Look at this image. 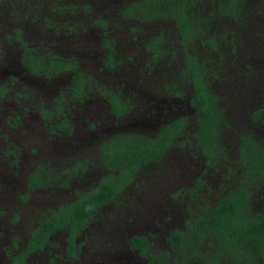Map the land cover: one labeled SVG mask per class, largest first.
<instances>
[{"label":"flooded vegetation","instance_id":"obj_1","mask_svg":"<svg viewBox=\"0 0 264 264\" xmlns=\"http://www.w3.org/2000/svg\"><path fill=\"white\" fill-rule=\"evenodd\" d=\"M144 6L145 0H0V117L15 110L16 115L10 121L4 119L6 127L32 134L30 137L17 131L16 142L28 147L41 145L42 158L41 162L38 160L40 168L37 170V163L33 171L8 160V167L24 179L21 186L0 179V264H84L88 259L82 254L81 242L88 246L86 255L95 256L101 251L98 247L104 244L122 243L121 249L131 255L124 257L125 261L132 262L131 252L147 259L133 241L145 238L148 244H154L157 234L165 245V249H160L164 257L167 252L172 253L171 235L195 219L190 217L192 213L203 212L196 205L181 207L179 200L188 197L192 203L203 201L202 194L213 193L215 200L208 204L212 208L232 192H238L241 186L245 187L246 165L260 161L264 146V100H257L264 97V76L259 80L262 84L259 89L254 87L257 83L253 85L256 81L249 73V65H239L245 57L239 54L235 59H227V63L222 62L213 78L229 87L224 98L237 111L233 112L243 118L242 129L232 143L226 142L225 133L231 129L225 110L229 105L213 92L217 99L203 102L221 126L215 127L208 144L202 143L198 136L200 115L195 104L193 76L188 66L190 57H195L191 49L196 35L183 34L173 18L178 26L177 40L164 32L152 33L149 28L157 23L149 25L150 20L162 16L146 14ZM118 33L119 38L114 36ZM31 42L44 45L35 49ZM175 43L184 55L185 73L179 70L176 60L170 65L159 61ZM206 47L214 51L209 45ZM214 52L216 62L222 61ZM170 55L175 57L174 53ZM238 65L248 77L246 84L235 77L241 74ZM93 69L92 76L87 70ZM62 74H67L68 79L56 81ZM170 74L175 80L178 76L183 80L177 86L170 85L166 79ZM36 77L42 78L37 85L32 79ZM247 84L253 87L252 95L250 88L243 92L242 85ZM185 87L192 88L187 92ZM178 121H183L184 127L179 129L175 140L190 125H195L191 141L185 143L182 151H190L191 155L179 154L186 162L180 168L193 172L192 160L197 154L192 147L205 148L208 153L194 188L181 190L177 186L170 194L171 174L165 169V155L170 146L165 149L164 144L168 128L172 129ZM251 124H256V128ZM54 137L70 139L74 148L48 149L46 146ZM150 144L157 147L152 154L147 151ZM5 147L7 152L2 155L6 159L14 158L22 150L11 138ZM227 149L234 153L240 167L234 189L229 188L235 172L227 159ZM28 154L35 152L30 149ZM48 160L64 161L68 167L52 172L45 162ZM24 163L29 164L27 159ZM49 172L57 176V182H48L52 175ZM85 179L91 183L88 189L74 193V183ZM108 182L126 185L112 199L111 210L103 221L99 216L107 206L97 207L78 230L57 228L49 237H40L41 225L52 215L78 200L82 193L92 192ZM258 186L264 191V184ZM134 187L141 193L134 199L135 207L127 206L124 194ZM177 190L180 192L176 193ZM29 195L36 199L32 207L26 206ZM60 199L64 202L57 205L56 200ZM40 200L48 203L55 200L56 206L46 205L48 209H43ZM260 200L264 201L263 196ZM175 216L178 221L166 223L167 217L172 220ZM124 220H137L144 229L153 224V231L131 233L127 227H120ZM161 224L165 225L162 231ZM59 238L61 247L55 242ZM71 244L77 249L70 251Z\"/></svg>","mask_w":264,"mask_h":264},{"label":"trees","instance_id":"obj_2","mask_svg":"<svg viewBox=\"0 0 264 264\" xmlns=\"http://www.w3.org/2000/svg\"><path fill=\"white\" fill-rule=\"evenodd\" d=\"M143 9L146 14L177 20L186 36L194 34L196 39L203 37L201 43L214 48L223 62L234 55L238 57L244 47L241 36L230 35L231 30L227 29L233 26L238 34L246 33L249 38L255 35L254 28L260 32L264 29V0H145ZM202 10L205 14L200 18L198 13ZM260 18L263 21L259 23ZM190 58L188 66L193 76L195 104L200 115L198 136L200 134L202 143L208 144L215 127L221 126V123L218 124L211 108H205L203 101L217 97L209 88L208 69L196 57ZM183 127V121H178L172 129L168 128L165 149L174 142ZM156 149L150 144L147 151L152 154ZM205 152L208 153V150L205 149ZM260 154L258 163L254 161L250 166L246 165L245 187L241 186L238 192H232L212 208L203 201L196 204L203 212L192 213L190 217L195 219L189 220L182 231L171 235L172 253L167 252L162 257L161 250H156L154 244H148L145 238H136L133 241L135 247L151 264H264V213L252 205L254 188L259 183L264 184V146ZM48 182H57V176L52 174ZM125 185L122 182L102 183L92 192L82 193L78 200L65 205L66 208L43 223L38 234L47 238L57 228L78 230L97 207L112 205V199ZM75 249L76 245L71 244L69 250Z\"/></svg>","mask_w":264,"mask_h":264},{"label":"rangeland","instance_id":"obj_3","mask_svg":"<svg viewBox=\"0 0 264 264\" xmlns=\"http://www.w3.org/2000/svg\"><path fill=\"white\" fill-rule=\"evenodd\" d=\"M203 10L198 13V16L200 18L204 17ZM260 20H262L261 18L258 20V22L260 23ZM154 21V22H153ZM229 21V20H227ZM263 21V20H262ZM153 23H157L155 24L153 27L149 28L151 30L152 33L154 34H159L160 32H164L167 33L168 35H171L175 40L178 39V26L177 23L175 24L174 21L172 20L171 17H156L154 19L150 20V24ZM133 25H135V23H133ZM147 25V23H146ZM255 25V22H254ZM253 25V26H254ZM256 25H258V23L256 22ZM256 27V26H255ZM227 30H231L230 35H240L241 39L244 41V47L242 49V52L240 53V56H242L244 58L243 62L239 63V65L242 64H248L249 65V73L255 77V81L253 83L256 84L254 87L259 89L262 87V84H260L261 82H259L261 76H264V48H260V45H264V29L261 30V32L259 31V29L254 28V34L255 35H251L250 38L246 37L247 34H238L235 30V28L232 26ZM120 33L118 34H114L115 37L119 38L120 37ZM208 35H210V33L208 32ZM202 39H204L203 37L196 39V43L193 45L194 49H191V52L194 53L195 57L198 59L199 63L203 64L205 69H208L209 72V76H208V81H209V88L211 89V92H215L219 97H221V100L225 103V95L228 93L229 87L225 84L224 81L222 82H218L217 80H215L211 75H214L215 72L220 71L221 69V65L223 61H219L216 62V60H218L216 53L212 50H207L206 45H204L203 43H201ZM38 41V39H37ZM35 42V41H34ZM31 42V46L35 49H38L40 44L44 45L43 43H34ZM168 52V51H166ZM171 53L175 54V57H172V55H170ZM237 55L232 56L234 59L236 58ZM174 60H176V62L178 63V68L179 70L182 72H186L185 71V62H184V55L182 53H180V47L179 45H177L175 43L173 49H171L168 53L166 54H162V56L160 57V63L165 61L167 65H170L174 62ZM228 60H225V63H227ZM236 64V61H235ZM239 69H241V74H239L238 77L241 79L243 84H246L249 82L248 77H245V72L243 70V68H241V66H239ZM232 69V68H231ZM237 69V68H236ZM93 70H87L88 73L90 75H94V71ZM165 70L167 72L170 71V68H165ZM240 71V70H239ZM25 76V75H22ZM185 79H190V76L187 74L184 75ZM33 83H35L36 85L39 84V80H41V77H36V78H32ZM64 79H68V75L67 74H62L60 75L57 80H64ZM167 81L175 86H177L179 83H181V81L183 80L182 77L178 76L175 80V77L173 76V74H170L168 76H166ZM264 81V78H263ZM31 85V84H30ZM251 86H253L252 84H250ZM243 86V92L245 89L250 88L249 89V95L253 94V87H248L249 84L246 85H242ZM192 87H185V89H187V92L191 90ZM231 90V89H230ZM235 91L237 92V89L235 88ZM231 91H229L230 93ZM39 94V93H38ZM264 97L259 98L257 100V102L263 101ZM221 105L223 106V103H221ZM229 107H225V110L227 111V116H226V121L227 124L229 126V130H227V132L225 133V137L226 138V142L228 143H232L234 141V137L237 138L240 130L242 129V121L243 118H241V116L237 113L235 114L233 111L237 112L229 103H228ZM237 107V106H236ZM15 110H11V112L9 114L4 113L2 117H0V179L2 180H7L9 183H16L19 184L20 186L23 184L22 182L24 181L23 178H21V176L17 173L15 174L12 170V168L8 167V160H11V162L15 163L17 162L19 164V167L23 168L26 167V170L29 169L30 171H33V169H36V164H38V168L37 170L40 168V162L42 161L41 158V152L39 153V149L41 148V145H37V144H32V147H28L26 144L24 143H17L16 142V138H17V131H19L21 134L24 135H29L30 137H33L32 134L27 133L24 129L20 130H11L9 128L6 127L5 123H4V119H10L12 118V116L16 115L15 114ZM19 115V114H17ZM24 120H26V117L24 118ZM245 124H246V120L244 119ZM264 123V120H263ZM21 126L22 128H25L21 122ZM247 126V125H246ZM256 124H251L252 128H256ZM15 129V128H14ZM195 129V125H190V127L188 128L187 132L183 135H181L179 137V139L177 138L169 147L168 152L165 155V169L168 171V173H170L171 175V179L169 181L172 182V184H169L168 190L170 192V194L174 193L175 188L177 186L181 187L180 189H192L195 186L196 180L199 178L198 175V171L200 169L203 168V165L205 163L206 160V152H205V148H200V147H192L195 151V153L197 155H194L192 163L195 165L193 166V172L190 174L189 171H184L182 170L180 167L185 164L186 162H184L180 157L179 154L183 153L185 155H191L190 151H185L182 152L185 148L186 145L185 143L188 141H191V137L190 134L194 131ZM254 131V130H253ZM261 134V133H259ZM8 135V136H7ZM4 136H7L8 138L4 139ZM10 138L13 140L15 145H19V147L22 149L20 151H17V154L14 158H12L11 156H8V158H4L3 157V153L7 152L5 144L6 143H10ZM188 138V139H187ZM187 139V140H186ZM264 140V139H263ZM51 143L49 142L48 145L46 146L48 149L51 150H66V149H73L74 145H73V141H71L70 139L67 138H57L54 137L53 139H51ZM45 145V144H44ZM25 148H22V147ZM53 146V148H52ZM200 146V145H199ZM202 147V146H201ZM224 147H226V145L224 144ZM32 150L35 152L34 155H29L28 151ZM226 156L227 159L231 162V167L234 168V172L235 174L233 175V178H231V181L229 182V188L230 189H234V186L237 182V177L239 175V171H240V167L236 164V161L234 159V153L227 149L226 152ZM41 158V159H40ZM27 159L29 164H25L24 160ZM197 159V160H196ZM38 160H40V162H38ZM47 162L48 165V169L52 172H59V171H63L65 168H67L68 166L66 165V163L64 161L62 162H56V161H45ZM190 164V163H187ZM217 169L220 167H216ZM225 168V167H224ZM227 172V171H226ZM186 173V174H184ZM195 175V178H192V176ZM26 181V178H25ZM91 185V183L87 182V179L83 180V181H78L76 183H74V193H78L79 191H85L88 189V186ZM11 188H12V184H11ZM72 188V187H71ZM138 193H137V192ZM211 191V190H210ZM254 195H253V207H255V209L257 210H264V201L260 200V196H263L264 199V191H263V187H259L256 186L254 188ZM136 192V193H135ZM180 190H177L176 193H179ZM140 191L138 187H134L131 190H127L126 193L124 194V199L126 201V205L127 206H131V207H135L134 206V199H136L139 195H140ZM42 196L45 195V193H40ZM30 199L27 202L26 206H33L34 204H36V199L34 198V200L31 199V196L29 195ZM185 197V196H184ZM216 194L213 193H209V194H202L201 195V199H203V202L207 203V204H211L213 203V201L215 200ZM54 198V197H53ZM167 198V197H165ZM163 198V199H165ZM200 199V198H199ZM152 199H150V201L148 200V202L151 203ZM60 202H64L63 199L60 200H56L57 205L60 204ZM181 207L185 206V204H187L189 207L192 205H196L198 202H200V200L198 201H194L193 203L190 201V199L188 197L182 198L179 200ZM41 206L44 207L43 209H48L46 205H53L54 207L55 205V200L53 203H48L45 200H40ZM162 207L165 206L163 205ZM108 208V209H107ZM109 207H105V212L101 213L99 218L100 221H103L106 216H107V212L110 211ZM262 210V211H263ZM185 218H188L189 216H184ZM168 219V221L166 222L167 224H170L173 222V220L176 222L179 219L177 218V216L172 217V220L170 218H166ZM165 219V220H166ZM137 223V224H135ZM120 227H127L126 229H129L128 231L131 233H135V232H143L146 233L151 230L153 231V224H148L145 229L143 228L142 224H139L136 221L133 222V220H124L121 224ZM165 228V225L161 224V231ZM148 230V231H147ZM160 235V234H159ZM59 241H55L56 244H60L59 246H62V243L60 242L62 239L59 238ZM119 243V242H118ZM116 243L113 242L111 244V242L104 244L103 246H100L98 248H100L101 251H99L97 253V255L95 256V254H90L86 255V249H87V244L84 245V242H81V246H82V254L85 255V257L88 259L86 260V263L84 264H136V260H137V264H146L145 259L143 256H140L139 254H137L136 252H131V254L133 255V261L130 262L129 260L125 261V258H129L131 255L126 253V249H121V245L122 243ZM120 245V246H119ZM154 248L158 249H165V245L163 243L162 237L161 235L155 238L154 240ZM124 248V247H123ZM168 248V247H167ZM123 250V251H122ZM93 252V251H92ZM125 252V253H124ZM147 260V259H146ZM148 261V260H147ZM147 264H151L149 261Z\"/></svg>","mask_w":264,"mask_h":264}]
</instances>
